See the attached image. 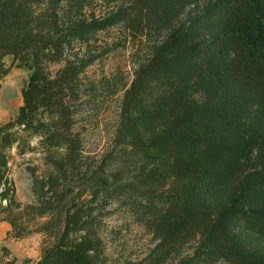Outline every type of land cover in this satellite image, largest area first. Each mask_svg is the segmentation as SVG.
I'll list each match as a JSON object with an SVG mask.
<instances>
[{"label": "trees", "instance_id": "1", "mask_svg": "<svg viewBox=\"0 0 264 264\" xmlns=\"http://www.w3.org/2000/svg\"><path fill=\"white\" fill-rule=\"evenodd\" d=\"M62 1L78 2L0 0V57L29 70L22 104L0 124V213L20 208L6 150L21 130L39 136L51 166L32 173L36 203L26 209L50 216L41 229L60 228L34 264H106L93 211L110 199L157 240L143 264H163L193 240L196 256L180 264H264V250L231 227L240 219L264 235V0H209L183 24L199 0H121L125 27L156 44L124 91L114 149L92 170L73 130L82 65L43 68L86 32L62 21Z\"/></svg>", "mask_w": 264, "mask_h": 264}, {"label": "rangeland", "instance_id": "2", "mask_svg": "<svg viewBox=\"0 0 264 264\" xmlns=\"http://www.w3.org/2000/svg\"><path fill=\"white\" fill-rule=\"evenodd\" d=\"M208 1L199 0L196 5L188 6L179 17L178 24L186 22ZM122 8L121 0L62 1L59 4L62 21L83 26L86 32L71 39L59 61L43 65L51 74L69 62L82 65L73 130L79 133L82 164L87 170L97 168L114 149L124 91L156 44L155 38L132 34L125 27L119 15ZM17 64L18 60L10 54L0 57V124L13 119L22 104L20 90L27 81L29 70ZM6 155V175L13 184L15 201L20 203L19 209L12 205L0 213V217L15 218L16 221L15 229L9 224L7 238L13 241L16 251L27 250L41 256L42 250L54 243L60 228L41 229L50 216H38L26 206L36 203L32 173L46 175L51 166L45 161L46 152L40 146L39 136L25 134L21 130L17 141L6 150ZM109 167L113 168L114 164ZM125 203L122 199H110L94 205L93 214L103 241L106 264H143L157 244L152 233L133 218ZM5 204L6 201L0 202V206ZM231 227L243 244L264 250V235L252 234L240 219H235ZM17 230L22 233L21 237H14ZM198 246V240L188 242L172 252L163 264H180L196 256ZM28 260L25 257L23 264ZM16 261L14 255L12 262ZM196 264L209 263L200 260Z\"/></svg>", "mask_w": 264, "mask_h": 264}, {"label": "crops", "instance_id": "3", "mask_svg": "<svg viewBox=\"0 0 264 264\" xmlns=\"http://www.w3.org/2000/svg\"><path fill=\"white\" fill-rule=\"evenodd\" d=\"M10 231V225L6 220H0V264H23V259L27 257L29 260L26 264H34L39 260V254H31L27 250L16 251L12 246V240L7 238ZM16 255L17 261L12 262L13 256Z\"/></svg>", "mask_w": 264, "mask_h": 264}]
</instances>
